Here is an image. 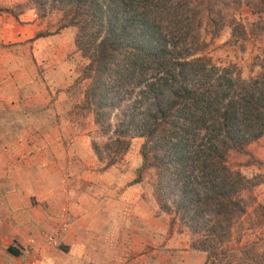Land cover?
<instances>
[{"label":"trees","instance_id":"obj_1","mask_svg":"<svg viewBox=\"0 0 264 264\" xmlns=\"http://www.w3.org/2000/svg\"><path fill=\"white\" fill-rule=\"evenodd\" d=\"M28 3L42 18L62 12L60 29L77 28L76 46L90 61L80 78L90 80L85 108L104 139L92 145L105 168L143 138L134 182L156 171L155 196L172 215L170 230L189 232L206 264H264L259 242L230 245L246 214L243 192L263 181L228 163L231 152L264 137V73L245 80L205 56L203 19L191 0Z\"/></svg>","mask_w":264,"mask_h":264},{"label":"crops","instance_id":"obj_2","mask_svg":"<svg viewBox=\"0 0 264 264\" xmlns=\"http://www.w3.org/2000/svg\"><path fill=\"white\" fill-rule=\"evenodd\" d=\"M20 5L0 0V264H206L134 182L141 162L98 159L93 114L75 110L86 89L75 29ZM63 228L60 246L46 248Z\"/></svg>","mask_w":264,"mask_h":264},{"label":"rangeland","instance_id":"obj_3","mask_svg":"<svg viewBox=\"0 0 264 264\" xmlns=\"http://www.w3.org/2000/svg\"><path fill=\"white\" fill-rule=\"evenodd\" d=\"M191 1H193L195 8L200 12L203 19L201 33L206 43L203 54L211 58L213 63L219 67H232L245 80L262 75L264 73V0ZM20 7L29 9L28 0H21ZM45 18L52 23L53 29H60L66 22L60 11H55ZM72 28L75 29L77 34V28ZM83 59L86 64L82 68L80 78L83 69L90 62L85 57ZM84 82L87 89L90 80H80L79 83L83 84ZM75 110L85 120L92 116V112L85 108V99L76 106ZM87 124L88 122H85L84 126ZM90 125L94 127L92 139L104 143L102 133L97 130L95 125H92V120ZM143 144V138L133 139L129 152L117 165L126 166V158L131 159L133 162L143 163L141 155ZM105 163H103L104 166ZM228 163L233 170L241 172L246 178L263 181V183L243 192L246 214L237 220L233 230V241L230 245L237 247L259 242L264 246V137L242 151L231 152ZM156 178L157 175L154 169L145 170L141 182L144 183L146 191L153 194L159 207L155 196ZM164 215L167 216V220L169 217L171 224L172 215L167 213H164ZM174 229L170 230V236L173 234Z\"/></svg>","mask_w":264,"mask_h":264},{"label":"built area","instance_id":"obj_4","mask_svg":"<svg viewBox=\"0 0 264 264\" xmlns=\"http://www.w3.org/2000/svg\"><path fill=\"white\" fill-rule=\"evenodd\" d=\"M66 231V228L61 229L57 234L47 235L43 241L46 248L55 249L60 246V237ZM36 241L32 239L29 241L30 244L35 245ZM12 264H39L34 259L24 258V259H15V262Z\"/></svg>","mask_w":264,"mask_h":264}]
</instances>
